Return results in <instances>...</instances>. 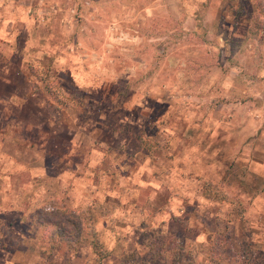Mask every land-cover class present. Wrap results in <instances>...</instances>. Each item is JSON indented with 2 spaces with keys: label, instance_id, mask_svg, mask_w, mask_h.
Instances as JSON below:
<instances>
[{
  "label": "rangeland",
  "instance_id": "374dc122",
  "mask_svg": "<svg viewBox=\"0 0 264 264\" xmlns=\"http://www.w3.org/2000/svg\"><path fill=\"white\" fill-rule=\"evenodd\" d=\"M14 1L0 264H264V0ZM63 210L89 218L75 249L41 240Z\"/></svg>",
  "mask_w": 264,
  "mask_h": 264
},
{
  "label": "trees",
  "instance_id": "16d2710c",
  "mask_svg": "<svg viewBox=\"0 0 264 264\" xmlns=\"http://www.w3.org/2000/svg\"><path fill=\"white\" fill-rule=\"evenodd\" d=\"M44 87H49L47 84ZM48 91V90H47ZM49 92V91H48ZM88 216L82 211L70 212L63 210L60 216L56 212L40 213L36 218L38 227L42 229L41 240L51 246H65L70 249L80 247L83 243L82 234L87 228ZM153 256L161 255V251L153 244H149ZM94 252L100 259L106 257L105 252L99 244H95ZM163 253V252H162ZM256 264L243 255L220 256L214 251L209 253L206 264Z\"/></svg>",
  "mask_w": 264,
  "mask_h": 264
},
{
  "label": "crops",
  "instance_id": "0c3cea01",
  "mask_svg": "<svg viewBox=\"0 0 264 264\" xmlns=\"http://www.w3.org/2000/svg\"><path fill=\"white\" fill-rule=\"evenodd\" d=\"M16 1L17 0H15L14 3L12 4V7H11L12 8V11H14V9H15L16 6L19 7L18 5H21V4L17 3Z\"/></svg>",
  "mask_w": 264,
  "mask_h": 264
}]
</instances>
